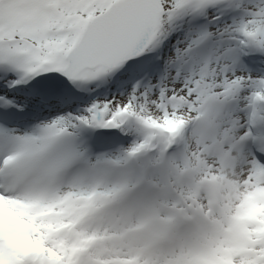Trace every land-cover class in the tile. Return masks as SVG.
Segmentation results:
<instances>
[{
  "label": "snow or ice",
  "instance_id": "snow-or-ice-1",
  "mask_svg": "<svg viewBox=\"0 0 264 264\" xmlns=\"http://www.w3.org/2000/svg\"><path fill=\"white\" fill-rule=\"evenodd\" d=\"M0 264H264V0H0Z\"/></svg>",
  "mask_w": 264,
  "mask_h": 264
}]
</instances>
